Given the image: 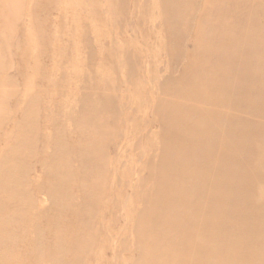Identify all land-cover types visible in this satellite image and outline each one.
<instances>
[{
	"label": "rangeland",
	"instance_id": "374dc122",
	"mask_svg": "<svg viewBox=\"0 0 264 264\" xmlns=\"http://www.w3.org/2000/svg\"><path fill=\"white\" fill-rule=\"evenodd\" d=\"M178 1L0 0V264L245 263L232 250L242 243L244 218L215 210L207 230L178 234L177 224L192 212L182 203L169 206L180 200L178 191L160 183L179 182L194 195L195 183L213 176L223 185L230 175L224 192L198 201L200 212H240L264 201V14L252 16L263 12L264 0ZM176 18L173 33L169 21ZM257 36L262 42L254 49ZM230 52L258 66L257 80L221 69L233 86L201 82L218 67L206 56L225 61ZM185 67L198 80L189 81ZM189 83L205 94L214 84L221 96L236 97L223 100L232 134L217 132L221 141L239 142L229 152L233 168L214 174L216 158L203 161L201 151L211 146L207 139L194 143L198 116L188 108L213 106L181 95ZM238 86L255 90L247 109ZM180 133L191 143L184 154L167 139ZM168 152L180 163L164 168ZM230 190L240 197L230 200ZM232 231L238 236L226 238ZM181 238L208 247L186 249ZM209 250L233 254L229 262L222 255L209 260Z\"/></svg>",
	"mask_w": 264,
	"mask_h": 264
},
{
	"label": "bare ground",
	"instance_id": "6f19581e",
	"mask_svg": "<svg viewBox=\"0 0 264 264\" xmlns=\"http://www.w3.org/2000/svg\"><path fill=\"white\" fill-rule=\"evenodd\" d=\"M176 1H177V3L179 2L178 0H175V2ZM175 2L172 3V6L175 4ZM231 6H232V3H231ZM260 6L263 7V9H262L263 12H261V14L258 15V14H256L257 11L254 10L255 13L253 12L252 16L256 15L261 20V16H262V14H264V4H262ZM171 8H169V6H166V10H168V9L170 10ZM234 19H235V16L233 15L232 19L230 20L231 23L234 21ZM247 20H248V18H246L244 20V22H247ZM178 22H177V18L173 21L170 19V21H169L171 31L173 33L177 27ZM233 28H234V23L231 25V29H230V31H231L230 32V39H231L232 43L234 42V39H235V37H233V32H234ZM258 29L262 32L264 30L263 24L258 26ZM243 32H244L243 33L244 36H247V38L249 37V39H252V38H250V34L252 33L251 31L249 32L245 28ZM256 32L260 33L257 29H256ZM261 37L262 36H257L256 39H254L257 43L255 41L250 42V47H254V49L260 47V44L262 42ZM196 44L197 43L195 42L194 46H196V48L198 49V46H201L200 42H198L197 45ZM239 50L242 52V54H241L242 56L247 57V53L245 51L246 48L244 49L243 47H241ZM191 56L193 57L194 53H192ZM260 56H261L262 62H264V50H261ZM207 58L211 59V60L214 58L215 62L218 63V67H216V69L208 70L204 74L202 73L203 75L199 76V77L202 76L201 82H203V83L209 82L210 84L216 83L217 86L218 85L219 86L220 85H224V86L231 85V86H233L234 85V82H233L234 78L229 79L228 77L222 76L221 71H220L221 69H222V71H225V69H226L229 72V74H231L232 76L235 75L236 78H242L243 80H247V81L257 80L255 70L256 71L258 70V66L254 62L248 63L244 59H240V58L238 59L237 57H234V55L231 54V52L228 55V58L227 59L225 58V61H222L220 59V57H218L217 55L212 56V57L210 55H207L206 59ZM191 60H193V59H191ZM175 62H176V60H175ZM239 62L241 64L238 65ZM257 63H260V60L257 59ZM201 66H203V65H201ZM188 69L189 68H187V67H185L183 69L182 73L184 74L185 77L188 74H190V72L188 73ZM190 69H193V68L191 67ZM187 79H189V81L192 80V83H194L195 80H198V77H197V75H195L194 77H191V75H188ZM192 83H189V85H192ZM217 86H214V84H213L212 89L209 90V92L207 94L199 91L198 89H195L193 85L190 86L186 90V92L180 91L181 95L186 94L188 97L191 96L192 98H195L197 95H199L200 98H203L202 100L201 99H199V100H201V102L208 105V106H205L206 108H210L211 106H213V108H211L210 110H206L204 107H198L195 105H191L188 109H191L195 113V115L198 116V120H197L198 123L195 124V130L193 132V136L195 137L194 143L200 144V143H203L204 139H207L209 141L210 146H211V148L209 150L201 151L203 153L207 152V153H205V155L200 153V155L203 158V161L207 158H209V159H212V158L215 159L216 158L215 159L216 162L213 165V170L215 172L214 174H216L218 171H221L222 169H224L223 166L226 168H228V167L233 168L237 164L236 161L231 159L232 157H230L229 152L236 149V147L239 146L238 140H235L234 142H230L229 140L221 141L219 138V135H217V132L221 129L224 130L226 135L232 134L230 127H232L233 124H235V123L231 117V112L229 110V107L227 106V104L225 102H223V100L225 98L226 99L228 98L227 100L228 101L230 100V102H231V99L236 98V97H232V96H229L226 94H225V96H221L219 94ZM238 88H239V86H238ZM254 91L255 90H252V88H250V87H248L247 89L239 88V90H238V96L244 95L243 98L245 99V108L246 109L248 108L247 102L251 100L249 98H252V95L255 94ZM226 93H227V91H226ZM252 99H254V98H252ZM254 100H256V99H254ZM253 106L254 105H252V102H251L250 108L252 110L256 111V109ZM237 107H235V110H238ZM257 107H259V106H257ZM180 113H182V111H178L176 113L172 112V113H170V115L173 117L174 115H178ZM248 113H251V112H248ZM185 118H187V117H185ZM225 118H227V123H224V121H223ZM186 125L187 124L185 123L184 126H186ZM210 126H214L216 128V130L211 132V133L208 132V134L204 133L203 130L207 127H210ZM182 130H184V128H182ZM259 134H260V132H259ZM239 137H240V135H239ZM170 138H171V141H174L177 145L176 148L174 150H172L174 152H182L184 154L186 149H188L187 146H191L190 141L188 139H185L184 137H182L181 133L179 134V136L175 135V134H171L170 136L167 137V139L170 140ZM218 146H220V148L222 146L225 147L223 152L221 153L220 157L216 156L214 153L215 148ZM192 147H193V145H192ZM238 149H239V147H238ZM165 156H166L165 161L167 160V162H166L164 168L170 167V165L173 162L176 164L180 163L179 161H174L173 159L170 160L169 152ZM201 168H202V166L199 165L198 169L200 170ZM203 168H205V167L203 166ZM212 177H211V179H209L208 183L205 185H197L195 183L196 188H194V191H195L194 195H192L189 187L183 188L179 184V182L172 184V183H170V179H164V180H162V183H160V189H163L165 191H170V190H177L178 191V195L180 197V200H178L177 203L175 202L176 204H173V202L170 203L169 206L177 205V207H178V205L180 203H182L183 206H187L190 209V211L192 212V213H184V215L189 216V221L187 223H184V224H177V229H176L177 233L178 234H180L181 232L184 233L188 230L196 229L199 226H202L205 230H207L208 229L207 228L208 218L215 212V210L223 211L227 215H229V216L232 215V216H234V218L236 217L237 219H239L240 217H241V219L244 218V224L242 225V243L237 247V249H236V247H234V248H232V250H233L234 254L237 251L236 255L239 256L241 259L245 260L244 264H248L250 261L251 262L257 261L258 262L257 264H264V201L259 202V203H254V202L248 203L247 205H245L244 207L241 208L240 212H238L236 210H232L231 208H228L225 206L221 207V208L220 207H211L210 210L200 212V211H198V205L197 204L201 198L208 197V196H211L214 194H219L222 191L224 192V190L229 185H231V183L233 182L231 180L230 175H229V177L228 176L226 177V182L223 185L218 184L217 181L213 180ZM193 187H194V185H193ZM219 188H221V189H219ZM249 193L250 192H247L246 196ZM236 196L240 197L239 194H237L236 192H234L232 190H230L228 192V198L230 200L234 199V197H236ZM168 202L166 203V205H168ZM160 214H162V213H160ZM206 232H208V231H206ZM237 234L233 233V231H232V232L226 234L225 237L227 238V236H229V235L235 237V236H238ZM180 243L182 244V246L184 248L193 249L196 251H197V248H199V247H201L202 249H203V246L208 247V245L206 243L198 244V243L190 241V240H182V238L180 240ZM229 254H233V253H229V250H228V253H226V257H227L226 258L224 256V254H222L221 251H219V250H209L208 256H209V260L210 259L213 260V259L220 257L222 255V258H224L226 260V259L230 258ZM226 261L229 262V260H226ZM192 264H206V263H204V261H198L197 263L194 262Z\"/></svg>",
	"mask_w": 264,
	"mask_h": 264
}]
</instances>
